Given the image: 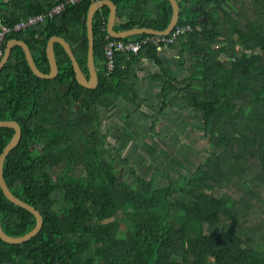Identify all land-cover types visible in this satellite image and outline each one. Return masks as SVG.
Masks as SVG:
<instances>
[{
	"label": "trees",
	"instance_id": "16d2710c",
	"mask_svg": "<svg viewBox=\"0 0 264 264\" xmlns=\"http://www.w3.org/2000/svg\"><path fill=\"white\" fill-rule=\"evenodd\" d=\"M58 1L0 0V16L13 23ZM112 1L116 30H162L171 17L168 0ZM91 2L67 5L60 15L7 39L25 41L37 67L48 72L46 42L60 35L87 73L85 21ZM178 3L177 24L189 23L193 30L167 45L175 54L171 76L159 55L166 46L153 44L129 57L117 53L113 69L106 70L105 5L92 20L94 88L76 81L59 43L54 44L58 73L51 79L36 76L22 48L12 47L0 69V119L22 124V134L4 160L3 174L10 190L40 211L43 224L22 243L0 239V264H264V0ZM196 6L206 11L203 21ZM142 57L167 77L157 116L167 104L166 93L176 92L208 136L213 154L189 175H139L129 158L107 147V133L99 129L96 105L103 98L120 95L141 106L133 86ZM63 82L70 85L67 93L58 90ZM13 131L0 127V152ZM122 168L126 174H120ZM238 188L246 192L240 200ZM249 195L256 220L244 225L247 210L239 202ZM35 222L0 189V223L7 234L22 235Z\"/></svg>",
	"mask_w": 264,
	"mask_h": 264
},
{
	"label": "rangeland",
	"instance_id": "374dc122",
	"mask_svg": "<svg viewBox=\"0 0 264 264\" xmlns=\"http://www.w3.org/2000/svg\"><path fill=\"white\" fill-rule=\"evenodd\" d=\"M135 71L138 80L133 88L137 91L139 86H144L140 88L139 96L143 102L138 109L120 95H109L96 105L99 129L107 133V147L114 153L121 151L137 173L145 178L178 175L179 172L189 175L204 158L213 154L199 117L183 103L178 93L170 91L165 98L170 107L165 106L157 116L160 100L155 96V90L160 72L156 64L145 57L135 64ZM255 159L258 160L257 156ZM119 172L126 174L125 168ZM245 193L243 188L235 190L239 200ZM251 198L249 195L248 200L239 202V208L247 210L244 225H252L256 220L257 207H253ZM124 232L121 227L118 235L123 236Z\"/></svg>",
	"mask_w": 264,
	"mask_h": 264
},
{
	"label": "water",
	"instance_id": "95a60500",
	"mask_svg": "<svg viewBox=\"0 0 264 264\" xmlns=\"http://www.w3.org/2000/svg\"><path fill=\"white\" fill-rule=\"evenodd\" d=\"M171 5V17L166 25V27L162 30H157L150 27L145 26H139V27H132L128 29H120L116 30L114 29V23L116 20V4L112 0H94L90 3L87 9L86 13V36H87V71L88 76L85 75V73L82 71L81 66L79 65L74 53L72 52L70 44L60 35H52L48 38L46 43V57L49 64V70L48 72L41 71L32 56L31 50L29 46L26 44V42L12 38L10 40H7L4 49L2 57L0 58V69L4 66V64L7 62L8 57L11 52V48L14 45H19L25 55L26 62L31 69V71L38 77L44 78V79H51L56 76L58 73V65L56 61V56L54 52V42H58L62 45L64 51L67 53V55L70 58L73 71L75 74L76 81L86 87V88H94L97 85V70L96 65L94 62V36H93V27H92V20L93 15L97 9H99L101 6H108L109 12H108V18H107V34L112 37L117 38H123L128 37L132 35H138V34H167L169 33L172 28L177 24L178 18H179V10L180 6L178 3V0H168ZM198 9L201 10L202 15L199 18V21H203L206 17V11L203 10L200 6H196ZM59 91L62 93H66L70 85L69 84H60L58 86ZM0 127H11L14 129V133L9 139V141L6 143V145L3 147L1 153H0V189L2 193L5 195V197L13 202L16 205H19L29 212H31L35 217V224L28 232L19 235V236H12L7 234L0 223V239H2L5 242L8 243H22L34 235H36L43 224V217L39 210H37L33 205L25 202L24 200L17 197L8 187V185L5 182L4 174H3V164L6 155L19 143L21 138V128L19 123L14 119H0ZM1 264H9V263H1Z\"/></svg>",
	"mask_w": 264,
	"mask_h": 264
},
{
	"label": "built area",
	"instance_id": "2783aa9c",
	"mask_svg": "<svg viewBox=\"0 0 264 264\" xmlns=\"http://www.w3.org/2000/svg\"><path fill=\"white\" fill-rule=\"evenodd\" d=\"M82 1L85 0H61L52 4L42 12L27 15L13 23L5 22L0 16V58L2 57L7 37L10 34L24 31L25 29L38 24H43L55 16L60 15L67 5L76 4ZM104 28H106V26H104ZM197 28L199 27L197 26ZM192 30L193 26L189 23H186L179 25L176 24L167 34H138L123 38L112 37L107 34L103 43L105 68L108 72L113 69L115 64V56L117 53H124L129 57L131 55L137 54L144 46H147L148 44L167 46L173 43L178 36Z\"/></svg>",
	"mask_w": 264,
	"mask_h": 264
},
{
	"label": "crops",
	"instance_id": "0c3cea01",
	"mask_svg": "<svg viewBox=\"0 0 264 264\" xmlns=\"http://www.w3.org/2000/svg\"><path fill=\"white\" fill-rule=\"evenodd\" d=\"M156 1H152L151 3H150V5H149V8L152 10V8H151V6H153V4L155 3ZM106 6V5H105ZM9 7L10 8H12V6L11 5H9ZM108 7V6H107ZM116 7H117V5H116ZM109 9V8H108ZM116 19H117V17H116ZM116 24H118L117 22H116V20H115V23H114V26H116ZM113 26V27H114ZM106 31H107V22H106ZM10 39H12V38H9V39H7V40H10ZM16 39H18V38H16ZM19 40H21V39H19ZM48 40V39H47ZM23 41V40H22ZM25 42V41H24ZM47 43V42H46ZM55 43H58V42H54V44ZM27 44V43H26ZM60 44V43H59ZM28 45V44H27ZM61 45V44H60ZM62 46V45H61ZM30 48V47H29ZM46 48V47H45ZM12 49V48H11ZM56 50H58V48H55V46H54V52L55 53H57L56 52ZM32 53V52H31ZM46 53V52H45ZM159 55L161 56V58H162V60L164 61V64H167L168 63V69H170V72H169V74H170V76H171V74L173 75V72H175V69H176V66H175V54H174V51L171 49V48H168L167 46L166 47H161L160 49H159ZM33 56V55H32ZM55 56H56V54H55ZM9 58V57H8ZM34 59V58H33ZM150 60V59H149ZM97 61H98V59L97 60H94V62H95V64L97 63ZM153 62V61H152ZM154 64V63H153ZM156 67H157V69L159 70V72H160V74H159V76H158V78L159 79H157L158 80V88H156V90H155V96L156 97H158L159 98V100H160V103H161V94H160V88H161V86H162V84H163V82L167 79V77L166 76H164L163 74H162V72L160 71V69H159V67L156 65ZM160 80V81H159ZM159 82H161V83H159ZM160 84V85H159ZM141 87H144V86H139V90H137L138 91V93H140V90H142V89H140ZM171 92V91H170ZM158 105V104H157ZM160 105V104H159ZM166 106L167 107H170V104L167 102V104H166ZM158 108V107H157ZM157 110V109H156ZM156 110L154 111V112H156ZM165 110V109H164ZM7 128H11V127H7ZM13 129V128H12ZM14 130V129H13ZM13 133H14V131H13ZM13 135V134H12ZM11 135V136H12ZM11 138V137H10ZM9 141V140H8ZM6 145V144H5ZM4 145V146H5ZM1 153V152H0ZM7 156V155H6ZM6 158V157H5Z\"/></svg>",
	"mask_w": 264,
	"mask_h": 264
},
{
	"label": "flooded vegetation",
	"instance_id": "af4514ba",
	"mask_svg": "<svg viewBox=\"0 0 264 264\" xmlns=\"http://www.w3.org/2000/svg\"><path fill=\"white\" fill-rule=\"evenodd\" d=\"M81 68H82V71L85 73V75L86 76H88V71H87V73L84 71V69H83V67L81 66ZM61 84H68L67 82H63V83H61ZM68 92V91H67ZM66 92V93H67ZM48 116V115H47ZM20 125V128H21V134H22V124H19ZM37 149H39L40 150V147H37Z\"/></svg>",
	"mask_w": 264,
	"mask_h": 264
}]
</instances>
